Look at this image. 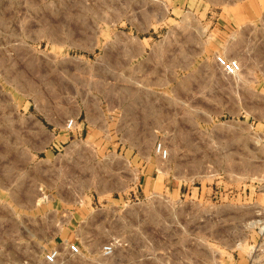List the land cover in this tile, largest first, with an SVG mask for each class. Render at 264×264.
Segmentation results:
<instances>
[{
    "label": "rangeland",
    "instance_id": "374dc122",
    "mask_svg": "<svg viewBox=\"0 0 264 264\" xmlns=\"http://www.w3.org/2000/svg\"><path fill=\"white\" fill-rule=\"evenodd\" d=\"M262 222L264 0H0V264H264Z\"/></svg>",
    "mask_w": 264,
    "mask_h": 264
},
{
    "label": "crops",
    "instance_id": "0c3cea01",
    "mask_svg": "<svg viewBox=\"0 0 264 264\" xmlns=\"http://www.w3.org/2000/svg\"><path fill=\"white\" fill-rule=\"evenodd\" d=\"M128 44H133L134 46L133 48L129 47L128 51L129 59L134 60V67L139 68L140 66H144L145 60L143 58V55L146 58L147 51L146 48L142 45V40L128 39ZM145 92L148 91L145 89H138L131 95H124L121 102H114L110 106L98 105L90 109L81 107L75 113L76 116H73L72 118L77 119V117L80 115V119L84 124V130H87L88 128L90 129L91 125H93L94 123H99L109 116L110 118L108 119L111 120L113 124L129 125L140 123L143 129H145V125L149 124L147 118L151 114V111H153L154 109V106L147 102ZM155 109L160 110L161 107H155ZM62 126L64 125L62 124ZM128 152L129 156L136 155V151L132 149ZM142 169H144V167Z\"/></svg>",
    "mask_w": 264,
    "mask_h": 264
},
{
    "label": "built area",
    "instance_id": "2783aa9c",
    "mask_svg": "<svg viewBox=\"0 0 264 264\" xmlns=\"http://www.w3.org/2000/svg\"><path fill=\"white\" fill-rule=\"evenodd\" d=\"M215 63L220 72L226 76V77H234L236 76L239 71V64L236 60H225L222 59L219 56L215 57ZM65 130H72L74 128V123L72 119L66 120L64 123ZM153 151L156 154V156L161 159L165 160L168 157V151L163 148V146L157 142L154 144ZM262 225H264V222H262ZM114 250V246L112 242H108L106 245H103L100 248V255L103 257H109L112 255ZM66 253L68 255H77L79 253V247L75 244H70L65 249ZM59 259V252L56 250H49L48 252H45L42 256V262L44 264H57V261ZM26 264V263H23Z\"/></svg>",
    "mask_w": 264,
    "mask_h": 264
}]
</instances>
